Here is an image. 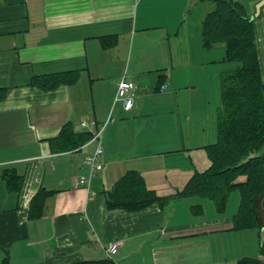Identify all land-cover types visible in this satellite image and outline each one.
Returning a JSON list of instances; mask_svg holds the SVG:
<instances>
[{
    "label": "crops",
    "instance_id": "1",
    "mask_svg": "<svg viewBox=\"0 0 264 264\" xmlns=\"http://www.w3.org/2000/svg\"><path fill=\"white\" fill-rule=\"evenodd\" d=\"M252 17L264 81V0H239ZM207 0H0V264H264V227L233 230L240 197L218 215L210 200H174L139 212L106 208V191L128 171L149 190L168 196L209 166L206 146L217 140L221 75L232 71L226 48H206ZM104 39V40H103ZM105 41L109 47H105ZM112 44V45H110ZM78 72L52 90L34 76ZM136 85L130 111L115 103L121 79ZM101 171L83 165L96 144L59 152L54 140L66 123L102 126ZM7 169L23 178L10 191ZM81 179L87 180L81 184ZM52 192L43 215L30 219L33 197ZM201 205L196 216L192 207Z\"/></svg>",
    "mask_w": 264,
    "mask_h": 264
},
{
    "label": "trees",
    "instance_id": "2",
    "mask_svg": "<svg viewBox=\"0 0 264 264\" xmlns=\"http://www.w3.org/2000/svg\"><path fill=\"white\" fill-rule=\"evenodd\" d=\"M213 10L202 24V42L206 48L222 43L226 48L227 62L237 63L232 71L221 75L220 106L217 109V140L206 146L209 166L195 172L184 188L175 194L160 196L149 190L136 171H128L106 191V208L109 211L139 212L153 204L166 208L174 200L198 197L210 200L218 215L226 212L230 197L238 193L239 206L232 217L233 230H260L264 203V157L242 163L251 154L258 155L264 149V81L255 43L253 21L239 0H207ZM104 40V39H103ZM112 45V44H110ZM105 47H109L105 41ZM78 72H60L34 76L32 85L52 90L78 80ZM5 90L0 89V100ZM90 132L75 130L74 124L66 123L54 140L59 152L74 151L90 139ZM3 178L10 191L20 192L23 178L15 170L7 169ZM50 191L37 193L30 206L29 218L38 219ZM193 214H203L202 206L192 207ZM7 264V258L3 260ZM78 264H115L111 259L83 261ZM238 264H262L258 259H242Z\"/></svg>",
    "mask_w": 264,
    "mask_h": 264
},
{
    "label": "built area",
    "instance_id": "3",
    "mask_svg": "<svg viewBox=\"0 0 264 264\" xmlns=\"http://www.w3.org/2000/svg\"><path fill=\"white\" fill-rule=\"evenodd\" d=\"M135 89L136 85L132 81H129L125 78L121 79L117 86L115 103L120 102L124 110L130 111L134 105ZM114 121L115 119L109 116L108 119L104 122V124L100 127L97 126V122L95 120H82L79 123V127L81 130L90 132L92 134V138L88 143L92 142L96 144L93 154L87 156L83 162V165L90 169L91 175L93 174V172L101 171L103 168V163L100 161V158L103 155V131L108 124L113 123ZM80 182L81 184H86L87 180L81 179ZM118 248L119 243H108L104 248L106 257L112 260L113 256L117 254Z\"/></svg>",
    "mask_w": 264,
    "mask_h": 264
},
{
    "label": "water",
    "instance_id": "4",
    "mask_svg": "<svg viewBox=\"0 0 264 264\" xmlns=\"http://www.w3.org/2000/svg\"><path fill=\"white\" fill-rule=\"evenodd\" d=\"M264 5V1H262L260 4H259V6L257 7V11L259 12V10L261 9V7ZM251 20L253 19L252 17L250 18ZM256 156H262V157H264V149L260 152V154H258V155H255V154H251L246 160H244V161H242V163L241 164H243V163H246V162H248V161H250V160H252V159H254ZM261 205H263V203H264V195H263V197L261 198ZM260 238H261V242L263 243V241H264V227L261 229V232H260Z\"/></svg>",
    "mask_w": 264,
    "mask_h": 264
},
{
    "label": "rangeland",
    "instance_id": "5",
    "mask_svg": "<svg viewBox=\"0 0 264 264\" xmlns=\"http://www.w3.org/2000/svg\"><path fill=\"white\" fill-rule=\"evenodd\" d=\"M232 65H233L232 67H235L237 65V63L232 62Z\"/></svg>",
    "mask_w": 264,
    "mask_h": 264
}]
</instances>
